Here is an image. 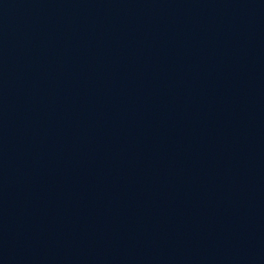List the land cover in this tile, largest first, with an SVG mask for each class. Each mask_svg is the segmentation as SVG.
<instances>
[{
  "label": "water",
  "instance_id": "obj_1",
  "mask_svg": "<svg viewBox=\"0 0 264 264\" xmlns=\"http://www.w3.org/2000/svg\"><path fill=\"white\" fill-rule=\"evenodd\" d=\"M0 264H264V0H0Z\"/></svg>",
  "mask_w": 264,
  "mask_h": 264
}]
</instances>
